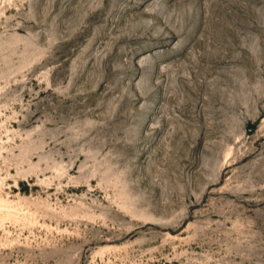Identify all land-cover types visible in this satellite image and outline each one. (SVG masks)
<instances>
[{
	"label": "rangeland",
	"instance_id": "rangeland-1",
	"mask_svg": "<svg viewBox=\"0 0 264 264\" xmlns=\"http://www.w3.org/2000/svg\"><path fill=\"white\" fill-rule=\"evenodd\" d=\"M0 264H264V0H0Z\"/></svg>",
	"mask_w": 264,
	"mask_h": 264
}]
</instances>
